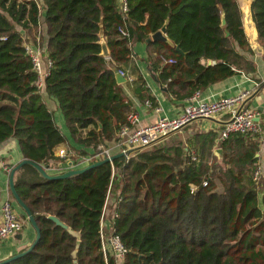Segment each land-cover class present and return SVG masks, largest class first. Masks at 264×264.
<instances>
[{
    "label": "trees",
    "instance_id": "16d2710c",
    "mask_svg": "<svg viewBox=\"0 0 264 264\" xmlns=\"http://www.w3.org/2000/svg\"><path fill=\"white\" fill-rule=\"evenodd\" d=\"M127 2L123 12L120 0H0V145L16 138L24 159L47 169L68 158L82 161L119 142L135 109L115 68L138 72L132 91L157 106L133 64L137 42L146 43V61L172 101L187 100L236 73L257 72L238 0ZM251 2L264 48V0ZM168 19L171 45L148 41ZM102 38L109 57L103 55ZM26 44L51 61L44 87L37 84ZM43 90L57 100L77 145L66 157L57 155L68 139ZM188 126L163 142L64 179L44 178L30 164L19 168L16 190L41 237L32 251L6 264H117L111 252L105 255L101 241L111 196L115 201L112 213H105L111 220L106 223L128 249L123 264H264L262 133L219 141L216 130L191 134ZM13 167L4 164L8 174ZM8 199L24 213L14 197ZM51 215L78 232L80 240Z\"/></svg>",
    "mask_w": 264,
    "mask_h": 264
},
{
    "label": "crops",
    "instance_id": "0c3cea01",
    "mask_svg": "<svg viewBox=\"0 0 264 264\" xmlns=\"http://www.w3.org/2000/svg\"><path fill=\"white\" fill-rule=\"evenodd\" d=\"M241 11H242V21L248 37L250 46L253 50L252 58L256 62L257 72L254 74L246 73H236L222 81L210 85L207 89L201 92V97L206 101H215L224 97H231L239 94L244 90H249L251 92L250 97L241 105L253 109L256 113V120L260 122L262 126V143L261 151L259 156L261 161L264 160V48L260 43L259 34L254 23L251 11V0H238ZM44 34H46V27H43ZM171 45V43H169ZM136 56L133 60V64L137 66V71L143 74L146 82L150 88L153 96L156 97L157 106L151 107L145 102L141 101L132 91V82L126 79L125 90L127 95L130 97L134 104L135 112L138 114V120L133 123L132 127H139L148 125L159 117L168 116L174 117L183 110L184 106L188 104L187 100H176L172 101L166 92V88L162 87L161 84L156 79V76L151 71L147 63V48L146 43L137 42L134 47ZM135 74H130L133 78ZM131 86V87H130ZM43 97L45 103L51 111L54 112L55 121L61 128L63 133L67 136L68 142L61 146V148H66L70 153V146H77L71 136L70 130L67 127L65 117L59 108L56 99L47 95L45 90H43ZM160 108V110H157ZM223 119H200L189 125V132L194 134L197 131H209L216 130L219 131L224 126ZM111 155H117L121 151L120 146L117 142L113 141L109 143ZM60 149V148H59ZM92 149H90L91 151ZM24 159L21 152L20 145L16 138H10L8 141L0 145V207L2 203L13 197L10 185H9V175L4 170V164L8 166H15L19 164ZM72 158L66 159L64 163L52 162L51 165L55 167H47V171L50 174H58L66 172L70 169H79L87 166L88 162L78 161L73 162ZM73 162V163H72ZM111 198V205H113L115 198ZM109 198V199H110ZM21 216L22 210L17 208ZM112 210V206H111ZM110 212V207H109ZM112 212V211H111ZM36 230L31 223L25 222L24 229L21 233L17 234L13 238L0 242V262L21 252V249L28 247L36 239ZM28 242V244H25ZM117 264H123L119 261Z\"/></svg>",
    "mask_w": 264,
    "mask_h": 264
},
{
    "label": "built area",
    "instance_id": "2783aa9c",
    "mask_svg": "<svg viewBox=\"0 0 264 264\" xmlns=\"http://www.w3.org/2000/svg\"><path fill=\"white\" fill-rule=\"evenodd\" d=\"M121 9L123 12L128 11L127 0H120ZM123 34H126L122 30ZM27 54L30 56L34 71L38 75L37 84L44 87L45 76L49 74L51 61H45L42 57V51L34 48L30 44H26ZM173 62V60H170ZM121 75H124L130 82L133 77L125 71L119 70ZM251 95L249 90H244L237 95L224 97L215 101H206L201 97V92H195L188 98V104L183 110L174 117L163 116L159 117L154 122L139 127L124 126L121 129V140L118 145L122 152L128 149L149 146L159 140L170 136L171 134L183 130L186 126L200 119L218 118L223 119L224 126L218 131V140L224 141L232 134H260L262 126L256 120V113L253 109L241 106ZM146 104L149 105L147 102ZM160 110V108H157ZM128 122L132 125L139 118L136 112H132L127 117ZM69 151L65 148L57 150V155L66 157ZM110 149L101 147L97 154L83 158V162H90L92 159L103 160L111 157ZM193 160H197L195 151L191 154ZM260 165L254 172V179L258 180L262 173ZM207 185V182L204 183ZM198 186L193 185L192 190L195 191ZM24 229V220L21 218L18 209L13 200H5L0 207V242L9 240L21 233ZM102 248L105 253L111 252L114 258L119 262L123 261L128 253V249L122 242L120 236L111 234V237H103Z\"/></svg>",
    "mask_w": 264,
    "mask_h": 264
},
{
    "label": "water",
    "instance_id": "95a60500",
    "mask_svg": "<svg viewBox=\"0 0 264 264\" xmlns=\"http://www.w3.org/2000/svg\"><path fill=\"white\" fill-rule=\"evenodd\" d=\"M168 22H169V19L166 21V23L164 24V26L157 32L153 33L151 35V37L148 39V41H151V40H163L165 42H167L168 44L171 43V40L168 38L167 36V25H168ZM101 43H102V46H103V55L109 57L110 55V52H109V49H108V46L105 42V39H102L101 40ZM176 49L180 52H183L181 50V48L179 46L176 47ZM212 61L209 60V64H211ZM115 71H116V76H117V79L119 82H126V77L124 75H121L120 72H119V69L118 68H115ZM213 119V118H211ZM145 146H142V147H138V148H132V149H128L126 152H120L119 154L117 155H112L111 157H107L103 160H100V161H97L89 166H86V167H83V168H79V169H70L66 172H62V173H58V174H50L48 173L47 169L40 165L39 163L31 160V159H28V158H25L23 159L19 164L15 165L13 167V169L11 170L10 172V176H9V185H10V190H11V193H12V196L14 197L16 203L18 204V206L20 208H22L24 210V213L21 214V217L25 216L28 218L29 220V223L32 224V226L35 228L36 230V239L28 246V248L22 252H19L3 261L0 262V264H6L10 261H13L27 253H29L30 251H32L34 249V247L37 245L40 237H41V230L31 212V210L29 209V207L24 203V201L21 199L20 195L18 194L17 190H16V186H15V182H14V175H15V172L21 168L22 166L26 165V164H30L32 166H34L39 172L40 174L42 175V177L44 178H47V179H64V178H67V177H70L72 175H76V174H80V173H83L85 172L86 170L90 169V168H94L98 165H101L103 163H106V162H113L114 159L116 157H119V156H129L131 153L139 150V149H142L144 148ZM147 147V146H146ZM216 153L219 154V156H222L223 154V151L222 149H217L216 150ZM259 155V154H258ZM257 155V156H258ZM50 218H52L57 224L61 225L62 227L68 229L72 234L76 235L78 237V239L80 240V234L78 232H75L73 231L68 225H66L65 223H63L57 216H53L51 215ZM79 240H78V245H79ZM25 244H28V242H26ZM74 255H76V253H74ZM77 261L75 260V263Z\"/></svg>",
    "mask_w": 264,
    "mask_h": 264
},
{
    "label": "rangeland",
    "instance_id": "374dc122",
    "mask_svg": "<svg viewBox=\"0 0 264 264\" xmlns=\"http://www.w3.org/2000/svg\"><path fill=\"white\" fill-rule=\"evenodd\" d=\"M43 19V18H42ZM43 27H44V25H43ZM103 39V38H102ZM187 128H189V126L187 127ZM184 131V130H183ZM183 131H181V132H183ZM169 136H167L166 138H168ZM166 138H164V139H162V142L166 139ZM159 141H161V140H159ZM66 149V148H65ZM263 168V167H262ZM111 198L110 199H108V202H107V205H106V207H105V209H104V215H103V218H102V222H101V228H102V230H101V239H102V235H103V237H111V231H109L110 230V228L108 229V227H107V221H109V222H111V220H110V217L108 216H106L105 215V213L106 214H111L112 212V210H111ZM109 207H110V212H109ZM107 218L109 219V220H107ZM24 224H25V222H24ZM108 233V234H107ZM123 262V261H122Z\"/></svg>",
    "mask_w": 264,
    "mask_h": 264
}]
</instances>
